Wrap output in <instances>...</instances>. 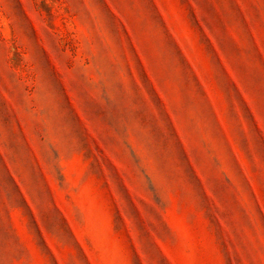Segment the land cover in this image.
<instances>
[{"label":"rangeland","instance_id":"1","mask_svg":"<svg viewBox=\"0 0 264 264\" xmlns=\"http://www.w3.org/2000/svg\"><path fill=\"white\" fill-rule=\"evenodd\" d=\"M0 264H264V0H0Z\"/></svg>","mask_w":264,"mask_h":264}]
</instances>
